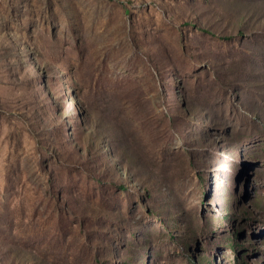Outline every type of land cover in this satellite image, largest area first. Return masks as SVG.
Listing matches in <instances>:
<instances>
[{"label":"rangeland","instance_id":"374dc122","mask_svg":"<svg viewBox=\"0 0 264 264\" xmlns=\"http://www.w3.org/2000/svg\"><path fill=\"white\" fill-rule=\"evenodd\" d=\"M0 264H264V0H0Z\"/></svg>","mask_w":264,"mask_h":264},{"label":"trees","instance_id":"16d2710c","mask_svg":"<svg viewBox=\"0 0 264 264\" xmlns=\"http://www.w3.org/2000/svg\"><path fill=\"white\" fill-rule=\"evenodd\" d=\"M120 2V0H118Z\"/></svg>","mask_w":264,"mask_h":264}]
</instances>
